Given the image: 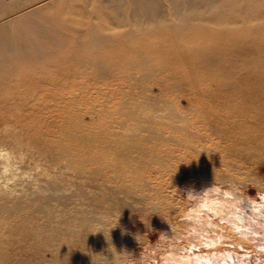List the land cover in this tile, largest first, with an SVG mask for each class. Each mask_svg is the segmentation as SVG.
Masks as SVG:
<instances>
[{
  "label": "bare ground",
  "instance_id": "1",
  "mask_svg": "<svg viewBox=\"0 0 264 264\" xmlns=\"http://www.w3.org/2000/svg\"><path fill=\"white\" fill-rule=\"evenodd\" d=\"M11 1L0 0V109L8 113L12 103L11 116L52 119L67 138L47 144L59 168L88 183H115L126 197H144L174 174L216 178L233 161L252 165L264 158V0ZM72 64L93 71L68 74ZM23 65L33 75L55 73L70 91L86 77L126 89L104 95L112 104L82 109L59 90L16 88L8 79ZM7 180L0 182V264H56L43 255L53 247L51 256L63 259L60 228L12 223L19 208L9 202L24 190L9 188ZM56 185L50 187L58 191ZM35 200L47 198L38 192ZM97 205L93 218L108 214ZM85 213L76 210L78 226H90ZM21 240L38 251L29 254ZM68 246L102 248L90 237Z\"/></svg>",
  "mask_w": 264,
  "mask_h": 264
},
{
  "label": "rangeland",
  "instance_id": "2",
  "mask_svg": "<svg viewBox=\"0 0 264 264\" xmlns=\"http://www.w3.org/2000/svg\"><path fill=\"white\" fill-rule=\"evenodd\" d=\"M24 67L18 77L11 75L8 79L11 83L17 81L16 88L59 90V97H73L82 109L104 101L112 104L104 95L110 89H126L115 81L106 84L86 77L74 80L76 85L81 82V89L70 91L69 83L55 73L33 75ZM81 70L93 71L72 64L67 73ZM35 81L45 84L40 86ZM151 92L158 95L159 89L153 87ZM25 93L21 90L20 98ZM47 95L50 99L57 97L53 93ZM11 104L8 113L0 109V182L8 179L9 188L24 190L9 202L19 208L12 223L60 228L66 242L60 248L63 259L55 260L50 250L54 248L50 247L44 260L53 259L56 264H264V158L255 159L252 165L233 161L230 167H222L217 179L210 172L197 178L187 173L174 174L172 179L163 178V187L157 193L147 190L144 197L140 193L126 197L115 183H88L72 170L65 171L59 163L50 161L49 139L64 142L67 138L51 127L52 119L42 124L20 117L21 111L17 117L11 116ZM84 121L89 122L88 116ZM4 164L8 166L6 171ZM170 182L175 184L173 188H168ZM53 183L58 191L50 187ZM38 192L43 193L46 202L35 200ZM96 205L108 214L93 218L90 210ZM79 208L92 219L90 226L77 225L75 212ZM87 227L93 237L85 233ZM88 237L99 238L102 248L68 246ZM19 244L29 254L38 251L22 240Z\"/></svg>",
  "mask_w": 264,
  "mask_h": 264
}]
</instances>
